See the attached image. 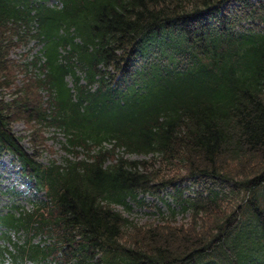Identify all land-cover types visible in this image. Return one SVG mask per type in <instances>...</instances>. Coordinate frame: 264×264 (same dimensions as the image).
Instances as JSON below:
<instances>
[{
	"label": "trees",
	"instance_id": "16d2710c",
	"mask_svg": "<svg viewBox=\"0 0 264 264\" xmlns=\"http://www.w3.org/2000/svg\"><path fill=\"white\" fill-rule=\"evenodd\" d=\"M47 1L0 0V156L43 198L0 214V264H264V0ZM49 129L73 159L40 161ZM167 188L187 224L116 209Z\"/></svg>",
	"mask_w": 264,
	"mask_h": 264
},
{
	"label": "rangeland",
	"instance_id": "374dc122",
	"mask_svg": "<svg viewBox=\"0 0 264 264\" xmlns=\"http://www.w3.org/2000/svg\"><path fill=\"white\" fill-rule=\"evenodd\" d=\"M47 4L50 6L57 5L55 0H49ZM24 30L22 28L20 33L22 34ZM27 43L20 44L11 52L10 59L15 67L11 70L12 72L8 77L13 82L4 90L6 99L16 97L19 89L29 82L30 78L33 79L39 74L29 64L32 58L37 55L39 47L33 40ZM67 83L71 86V81L68 78ZM40 93L43 96V101H45L47 98L46 93ZM12 131L20 138L23 147L29 150L31 146L29 126L24 121H19L12 125ZM39 135L44 143V146L39 149L40 161L42 163L46 164L48 161L54 160L58 164H61L65 157L73 159L62 147V143L65 140L61 132L53 131V129L41 130ZM107 147L109 148L110 146ZM79 156L83 157L84 154L81 153ZM129 158L131 160L147 159L143 155H132ZM155 167L158 168V165ZM17 169L18 164L12 160L11 155L5 154L0 157V214L4 213L11 206H19L29 210L33 202L41 199L40 195L33 191L26 181L19 177ZM184 185H186V188L183 190L184 197L193 196L194 191L199 189L197 185L190 182H186ZM173 194L174 192L170 188L163 190L156 196L139 193L137 198L142 199L144 204H138L129 200V210H125L121 206L116 207V209L132 224L137 226L162 225L165 221L169 222V220H171L173 225L187 224L190 220V215L188 212L181 211ZM12 239L17 240V235L12 237ZM3 264L8 263L5 262Z\"/></svg>",
	"mask_w": 264,
	"mask_h": 264
}]
</instances>
